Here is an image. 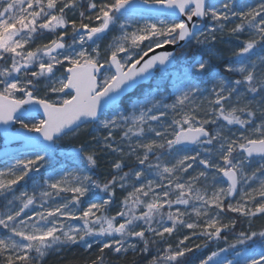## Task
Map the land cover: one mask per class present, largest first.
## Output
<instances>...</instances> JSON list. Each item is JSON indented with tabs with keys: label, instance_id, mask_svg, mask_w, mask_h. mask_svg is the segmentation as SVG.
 <instances>
[{
	"label": "snow or ice",
	"instance_id": "6c2138e0",
	"mask_svg": "<svg viewBox=\"0 0 264 264\" xmlns=\"http://www.w3.org/2000/svg\"><path fill=\"white\" fill-rule=\"evenodd\" d=\"M0 140V264H264V0H0Z\"/></svg>",
	"mask_w": 264,
	"mask_h": 264
},
{
	"label": "trees",
	"instance_id": "16d2710c",
	"mask_svg": "<svg viewBox=\"0 0 264 264\" xmlns=\"http://www.w3.org/2000/svg\"><path fill=\"white\" fill-rule=\"evenodd\" d=\"M126 100H124L125 102ZM127 103V102H125ZM101 134L103 132L101 131ZM114 156H108V155H101V158L99 160V168L97 169V172L100 176V178H103L104 174L108 172L110 168V161L114 160ZM2 164H0L1 166ZM127 170V169H126ZM28 184H31V181L28 182ZM264 224V217L257 218L254 221V227L258 228L260 225ZM239 230V227H238ZM196 243H199V241H195ZM220 246H225L223 242H220ZM215 245L211 246L207 250H202L199 253H193L189 256L187 264H197V260L199 258H203V256L208 255L212 250H214ZM84 255H87L84 252L83 247L74 246L71 249H66L64 251H61L59 253H51L49 254L46 259L44 260V264H71V262L74 260V258H80ZM131 256H129V260H131ZM195 261V262H193Z\"/></svg>",
	"mask_w": 264,
	"mask_h": 264
},
{
	"label": "rangeland",
	"instance_id": "374dc122",
	"mask_svg": "<svg viewBox=\"0 0 264 264\" xmlns=\"http://www.w3.org/2000/svg\"><path fill=\"white\" fill-rule=\"evenodd\" d=\"M108 39H111V36L108 37ZM241 39H243V37H241ZM107 41H105L106 43ZM239 41H237L235 38L233 37H229V36H223L222 38H218V41L215 44V50L217 53V57L227 61L229 59V55L230 52L239 45ZM194 53L193 52H188V56L191 57ZM217 63H219L218 59H214L213 60V64L216 65ZM125 102H128L127 99ZM91 134H95V133H91ZM87 136V134H83L81 135L80 139H85ZM2 144V140H0V145ZM2 166V165H1ZM55 253V252H52ZM51 254V253H50ZM195 262V261H193ZM195 264V263H194Z\"/></svg>",
	"mask_w": 264,
	"mask_h": 264
},
{
	"label": "water",
	"instance_id": "95a60500",
	"mask_svg": "<svg viewBox=\"0 0 264 264\" xmlns=\"http://www.w3.org/2000/svg\"><path fill=\"white\" fill-rule=\"evenodd\" d=\"M123 99V98H122ZM3 142V141H2ZM5 145H4V143H3V147L2 148H0V152H3L4 150H5ZM7 148H8V150H22V149H20V142L19 141H17V142H13L12 144H10V145H7Z\"/></svg>",
	"mask_w": 264,
	"mask_h": 264
}]
</instances>
